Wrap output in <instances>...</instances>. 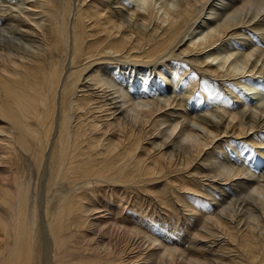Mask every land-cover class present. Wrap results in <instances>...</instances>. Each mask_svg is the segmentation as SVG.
I'll return each instance as SVG.
<instances>
[{
	"label": "bare ground",
	"instance_id": "bare-ground-1",
	"mask_svg": "<svg viewBox=\"0 0 264 264\" xmlns=\"http://www.w3.org/2000/svg\"><path fill=\"white\" fill-rule=\"evenodd\" d=\"M251 32L264 0H0V264H179L94 220L101 198L189 230L205 264H264Z\"/></svg>",
	"mask_w": 264,
	"mask_h": 264
},
{
	"label": "rangeland",
	"instance_id": "rangeland-1",
	"mask_svg": "<svg viewBox=\"0 0 264 264\" xmlns=\"http://www.w3.org/2000/svg\"><path fill=\"white\" fill-rule=\"evenodd\" d=\"M134 1H139V0H134ZM250 32V31H249ZM257 32H255V33H253V32H251L250 34L251 35H253V37H251V41H253L254 40V38H255V44H256V47L258 48V49H262V50H264V39H262L263 37H261L260 35H259V33H257ZM258 36H259V38H258ZM257 41H260V43L259 42H257ZM254 43V42H253ZM253 43H250L251 44V47H254L255 45H252ZM258 43V44H257ZM258 45V46H257ZM250 46V45H249ZM256 47H254V49H256ZM215 52V51H214ZM115 66L114 65H112L111 66V68H114ZM243 77V78H242ZM261 78H258V79H254L253 77H250L248 74H246L245 76L243 75V76H241V77H237L238 78V80L241 82V84L243 85V86H241L240 88H241V90L242 91H244L243 89H247V88H249L250 87V83L249 82H255V83H257L256 85H257V87H256V98L257 99H254L255 97H252L251 96V98H253L254 100H256V102H258V103H260V104H262V105H264V81H262V80H264V75H261L260 76ZM236 78V79H237ZM240 78H242V79H240ZM235 79V80H236ZM254 79V80H253ZM231 80V81H230ZM228 79V82L227 83H229V85L228 84H226L225 83V86L226 87H224L223 85L221 86V88H222V92L224 91L225 92V94L227 93V94H229L228 92H227V90L229 91V87L230 86H233L234 84H236L235 82H237V80L235 81V80H233V79ZM243 80H244V82H243ZM224 81V80H223ZM245 81H246V83H245ZM233 84H232V83ZM248 82V83H247ZM240 84V85H241ZM262 84V85H261ZM249 85V86H248ZM246 86V87H245ZM248 86V87H247ZM242 87H244V88H242ZM118 88H120L121 89V86H119L118 85ZM258 89V90H257ZM226 90V91H225ZM257 91H258V93H257ZM223 92V93H224ZM230 92V91H229ZM220 94V93H219ZM231 95V99H233V100H238L239 102H242V103H244V101H243V99L241 98H239V96L237 97V98H233L234 96H236L237 94L236 93H234L233 95L232 94H230ZM247 99V98H246ZM250 99H247V101H249ZM258 100V101H257ZM254 102V101H253ZM135 104V103H134ZM241 106L243 105V104H241V103H239ZM131 105H133L132 104V101H131V103H130V101H129V103L126 105V109H128V107L130 108L131 107ZM137 105V104H136ZM136 105H133L132 107H135ZM254 105V103L253 104H251V106H253ZM250 106V107H251ZM132 109V108H131ZM172 123V122H171ZM170 123V124H171ZM170 124H167V126L165 125V127H168ZM230 148V147H229ZM228 148V150H232V148H230L229 149ZM226 150H227V148H226ZM232 152H233V150H232ZM224 155H222V154ZM219 155H218V159L221 161V162H223L225 165H229V164H227L226 162H228L225 158L227 157V156H225L226 154H224V152H221ZM234 153V152H233ZM0 155H3L2 154V152H0ZM222 155V156H221ZM221 157H223V158H221ZM221 158V159H220ZM228 158V157H227ZM223 160V161H222ZM226 160V161H225ZM241 161H239V164H241L242 165V168H245L244 166H246V162H244L242 159H240ZM242 162H244V164H242ZM228 163H230V162H228ZM230 166V165H229ZM0 167H2V166H0ZM100 200V202H96V203H98V204H96V206H98V205H100V206H98L97 208H100L102 211H103V213L106 215V216H104V214H96L95 216H93V219L94 220H99L100 219V221H104V220H107V218H112L113 217V219H111V223H113L114 225H117V226H119L120 224H122V226H124V225H127V224H129L130 223V227L131 226H136L137 224L138 225H143L144 226V229L142 228V230H138V232L136 231V233L139 235V239H144L146 242H148L151 238H156V239H159V240H157L156 241V244H154L155 245V248L153 247V249H156V251H164V256H170V255H173V254H170V253H168V251L167 250H169L170 248H172V252H174L175 251V254H176V257H175V259H176V261H178V263L179 264H186L187 263V261H189V260H191V262H193V263H195V264H205V262L208 260V259H206V258H209V257H204V255L203 256H201L202 254H200L199 252H197V253H195V252H193V250H191V248H189V244L187 243V238H189L190 239V236H189V230H188V232L185 230V229H177L178 231H175V235L173 234L172 236H171V240L170 239H166V238H168L167 236H169V235H165L164 234V232H166V231H169L170 232V226L172 225V224H170V225H168L167 223L164 225V223H162V225H160V224H154L153 225V223H152V221L150 222V220H145V221H143V220H141L142 218H136V217H138L137 215H136V213L135 212H137V211H130V209H127V207H125V206H123V207H125L126 209H124V208H122V205H120L119 203H117V202H115L114 203V201L112 200V201H108V200H106V199H103V198H101V199H99ZM106 202H105V201ZM134 199H132V200H130L131 202H133L132 204L134 205V201H133ZM98 201V200H97ZM136 202V201H135ZM100 203V204H99ZM120 206H118V205ZM104 205V206H103ZM118 206V207H117ZM103 207V208H102ZM105 207V208H104ZM114 207H115V209L116 208H118L117 210H115L114 209ZM213 208V207H212ZM119 209H121L122 211H123V214H122V211H120ZM124 209V210H123ZM119 210V211H118ZM116 211H118V212H120V215L119 214H117L116 213ZM132 212H134L133 214L136 216H134V215H132ZM140 211H138L137 212V214L139 213ZM127 213V214H126ZM119 215V216H118ZM120 216H122V217H120ZM125 217H126V219H125ZM124 220V222H122ZM128 221H130V222H128ZM148 221L150 222V224L148 223ZM136 222H137V224H136ZM151 223H152V225H153V227H155V228H158L159 230H157V231H155L156 233V235H158V233H160L159 234V236H155L153 233V231L151 230V229H148V230H146L145 229V227H150V226H152L151 225ZM157 226V227H156ZM167 226H169V230H167V228H165V227ZM173 226V225H172ZM171 226V227H172ZM116 227V226H115ZM151 228V227H150ZM162 229V230H161ZM166 229V230H165ZM165 230V231H164ZM181 232H180V231ZM184 230V231H183ZM153 233H152V232ZM171 231H174V227H172V229H171ZM183 231V232H182ZM158 232V233H157ZM111 233V237L113 238V239H119L116 235L118 234V233H114L113 231H111L110 232ZM179 233V235H177V234ZM183 233V234H182ZM162 234V235H161ZM166 234H167V232H166ZM180 234H182V235H180ZM177 235V236H176ZM161 236V237H160ZM165 236H166V238H165ZM176 237H178V238H176ZM182 237V238H181ZM169 238H170V236H169ZM138 239V242L140 243L141 241ZM148 240V241H147ZM137 240H135V242H136ZM132 243H134L133 241H132ZM158 244V245H157ZM160 244V245H159ZM121 246H124V243L121 245ZM148 246V245H147ZM147 246H144V249H146L147 248ZM159 246V247H158ZM190 249V250H189ZM166 250V251H165ZM132 252H133V255H137V253H138V250H131ZM130 251V252H131ZM147 252H149V251H147ZM157 255L159 254V253H156ZM200 254V255H199ZM167 256V257H168ZM185 256V257H184ZM186 258V259H185ZM189 259V260H188ZM187 260V261H186Z\"/></svg>",
	"mask_w": 264,
	"mask_h": 264
}]
</instances>
